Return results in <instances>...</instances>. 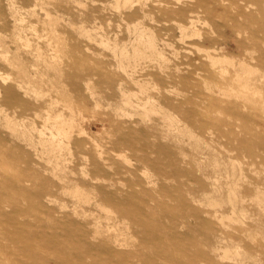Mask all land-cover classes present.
<instances>
[{
  "label": "rangeland",
  "instance_id": "rangeland-1",
  "mask_svg": "<svg viewBox=\"0 0 264 264\" xmlns=\"http://www.w3.org/2000/svg\"><path fill=\"white\" fill-rule=\"evenodd\" d=\"M0 264H264V0H0Z\"/></svg>",
  "mask_w": 264,
  "mask_h": 264
},
{
  "label": "bare ground",
  "instance_id": "bare-ground-1",
  "mask_svg": "<svg viewBox=\"0 0 264 264\" xmlns=\"http://www.w3.org/2000/svg\"><path fill=\"white\" fill-rule=\"evenodd\" d=\"M119 1V0H118ZM130 1V0H129ZM125 4V3H124ZM127 4V3H126ZM117 7V6H116ZM48 15V14H47ZM50 16V15H49ZM193 21V20H192ZM25 22V21H24ZM22 25V24H21ZM193 25V24H192ZM196 27V26H195ZM52 33H54V32H52ZM57 33V32H56ZM20 34V33H19ZM87 34V33H86ZM143 35H144V33H142ZM142 35V36H143ZM18 36V35H17ZM19 37H20V35H19ZM19 37H18V39H19ZM144 37V36H143ZM149 37V36H148ZM22 38H23V36H22ZM102 38V37H101ZM142 38V37H141ZM20 39H21V37H20ZM90 39V38H89ZM92 39V38H91ZM105 39V38H104ZM152 39V38H151ZM22 40V39H21ZM140 40V39H139ZM142 42V41H141ZM144 42V41H143ZM29 43V42H28ZM149 43V42H148ZM150 44V43H149ZM150 46V45H149ZM52 49V48H51ZM137 50V49H136ZM139 51V50H138ZM159 54V53H158ZM6 56V55H5ZM140 56V55H139ZM164 57V56H163ZM162 59H164V58H162ZM211 60V59H210ZM247 66V65H246ZM250 73H252L251 72V70L250 69H247V71H246V73L245 74H247L248 76H249V74ZM241 80V79H240ZM47 94V93H46ZM38 95V94H37ZM131 102V101H130ZM148 106V105H147ZM146 106V107H147ZM132 107V106H131ZM138 107V106H137ZM122 111V110H121ZM72 112H74V111H72ZM146 114V113H145ZM57 118H58V120H57ZM56 118V120L57 121H59L60 119H59V116ZM71 119V118H70ZM74 119V118H73ZM56 120H54L55 122H57ZM9 122H10V120H9ZM48 122V121H47ZM171 122V121H170ZM11 123H12V121H11ZM10 123V124H11ZM60 124V126H55L54 128L56 129V133H51V131H49L50 133H51V138L49 137V139L48 140H44V142L43 143H45L44 145H48L50 148H53V149H57V148H60L61 147V142H56V140H58V137L57 136H65L67 133H66V131H65V126L66 125H69L68 127H70V126H72L73 125V123H72V121H70V122H68V121H60L59 122ZM13 124V123H12ZM61 126H64V127H61ZM53 128V127H52ZM71 128V127H70ZM69 128V129H70ZM50 129V128H49ZM72 129H73V127H72ZM42 131V130H41ZM52 131H54L53 129H52ZM43 132V131H42ZM40 134H41V136H43L42 135V133L40 132ZM43 134H44V132H43ZM45 136V135H44ZM46 137H47V135H46ZM56 137H57V139H56ZM66 137H67V135H66ZM64 143V142H63ZM48 146H47V148H48ZM52 149V150H53ZM51 152H53V151H51ZM55 155V154H54ZM83 169V168H82ZM86 176V175H85ZM74 193H75V191H74ZM80 193H82L81 191H80ZM78 191H76V194L77 195H79L80 194ZM76 195V196H77ZM82 196H83V194H81ZM77 197H80V195L79 196H77ZM80 198H82V197H80ZM84 199V198H83ZM80 200V199H79ZM86 201V200H85ZM108 212V211H107ZM109 215V214H108ZM111 216V215H110ZM113 216V215H112Z\"/></svg>",
  "mask_w": 264,
  "mask_h": 264
}]
</instances>
